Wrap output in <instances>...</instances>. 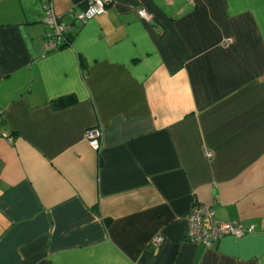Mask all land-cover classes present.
Wrapping results in <instances>:
<instances>
[{"label": "crops", "instance_id": "0c3cea01", "mask_svg": "<svg viewBox=\"0 0 264 264\" xmlns=\"http://www.w3.org/2000/svg\"><path fill=\"white\" fill-rule=\"evenodd\" d=\"M84 5L0 0V264H264V0ZM194 203L253 229L188 241Z\"/></svg>", "mask_w": 264, "mask_h": 264}, {"label": "built area", "instance_id": "2783aa9c", "mask_svg": "<svg viewBox=\"0 0 264 264\" xmlns=\"http://www.w3.org/2000/svg\"><path fill=\"white\" fill-rule=\"evenodd\" d=\"M112 0H86L85 7L75 14V19L84 22L95 15L105 12L106 6ZM135 13L141 19L148 21L149 14L143 7H136ZM43 23L46 26L44 34V46L47 50H54L58 47L59 41L63 39V33L69 28L65 22L52 8L50 1L43 5ZM100 131L97 127H90L85 130L84 138L89 146L96 150L99 147ZM206 156H210V151H205ZM186 230L185 238L188 241L201 243L209 246L212 241L223 235L241 236L252 231V225L245 226L239 221H220L214 218L212 208L203 203H194L185 216ZM162 242L159 234L154 235L148 242V247L155 248Z\"/></svg>", "mask_w": 264, "mask_h": 264}, {"label": "trees", "instance_id": "16d2710c", "mask_svg": "<svg viewBox=\"0 0 264 264\" xmlns=\"http://www.w3.org/2000/svg\"><path fill=\"white\" fill-rule=\"evenodd\" d=\"M85 5H86V0H85ZM85 5H84V7H85ZM59 19H60V17H59ZM65 24H67L69 26V28L63 33V36H64L63 39L58 42L59 43V45H58L59 47H61L63 45H67L69 43V40H70L69 39L70 24L69 23H66V22H65ZM72 100L73 99H72V96L71 95H66V96L64 95V96H61L60 98L58 97V98L54 99L52 102H54L53 103L54 106H63L65 104L70 103Z\"/></svg>", "mask_w": 264, "mask_h": 264}]
</instances>
